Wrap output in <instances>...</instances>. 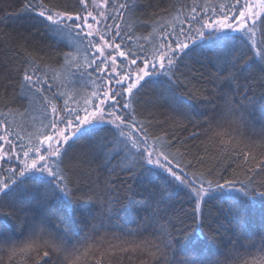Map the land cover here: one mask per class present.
<instances>
[{"label": "trees", "instance_id": "obj_1", "mask_svg": "<svg viewBox=\"0 0 264 264\" xmlns=\"http://www.w3.org/2000/svg\"><path fill=\"white\" fill-rule=\"evenodd\" d=\"M115 1L127 2L129 8L119 9L122 15L119 14L117 22L121 32L117 42L122 41V50L129 53L127 58L119 59L124 65L119 66L120 74L124 73L126 59L137 62L153 59L157 51H162L161 44L176 40L181 28L185 35L191 32L195 37L194 28L199 27L203 18L213 15V8L219 15L221 5L230 7L234 3V0ZM27 2L0 0V121H6L3 130L7 128L12 133L8 138L20 158H23L21 145L27 147L29 142L36 145L45 133L52 131L45 127L53 115L41 94L20 88L23 70L30 61L38 66L37 74L46 73L45 78L52 85L50 89L42 85L43 95L57 106L65 107L67 100V108L76 109L79 114L85 107H91L85 104L86 100L98 102L92 93L106 82L94 71L95 64L88 66L94 51L87 40L81 42L75 32L57 36L46 21L25 7ZM30 2L36 4L37 0ZM42 3L57 11L83 10L79 0H42ZM193 7L195 13L191 11ZM193 15L195 21L190 19ZM261 33L264 25L258 21V40ZM218 35L226 38L216 43L198 39L189 44L195 48L194 54L177 53L171 81L161 74L142 82L144 87L133 99L136 121L147 127L153 139L161 138L170 157H175L174 164L178 162L197 185L200 181L223 184L229 180L240 188L243 181L250 190L264 191L261 74L247 66L252 51L241 33ZM179 39L184 41L185 36L180 35ZM238 56H243L245 62L237 65L240 70L235 83L219 82L217 60L231 61ZM223 75L226 73L222 72ZM185 78L191 85L178 82ZM193 87L202 88V92L194 93ZM253 95L254 105L248 102ZM124 98L127 99V94ZM134 123L136 128L140 127V123ZM85 130L87 135L72 137L62 149L60 166L78 195L96 198L75 214L53 213L47 210L46 185L27 176L21 178L24 183L13 186L15 191L8 196L0 194V211L13 212L0 216V229L4 230L0 236V264H177L183 252L179 246L175 254L162 248L161 228L174 231V227L181 226L178 218L191 223L186 215L193 206L189 189L161 175L149 186L160 199L158 211L140 208L131 212L118 207L109 217L105 202L110 195L122 198L126 184H132L138 191L143 188L121 169L123 152L105 158L106 151L112 148L113 125H94ZM132 134L140 137L134 130ZM152 142L150 139L149 143ZM4 169H0V180L9 175ZM259 206L257 203L256 207ZM52 207L59 209V202L52 201ZM226 207L221 200H209L207 205L214 213ZM156 246H161V250ZM210 249V258L220 264H253L264 255V224L259 213L253 214L248 224L220 233L210 242ZM45 251L49 253L47 257L43 255Z\"/></svg>", "mask_w": 264, "mask_h": 264}, {"label": "snow or ice", "instance_id": "obj_2", "mask_svg": "<svg viewBox=\"0 0 264 264\" xmlns=\"http://www.w3.org/2000/svg\"><path fill=\"white\" fill-rule=\"evenodd\" d=\"M79 3L84 6L86 14L57 11L43 5L42 0H37L36 4L29 0L25 7L46 21L50 31L57 36L75 32L76 37L81 42L87 40L88 47L95 49V52L92 53L94 58L88 61V66L92 67L93 64H96L94 71L103 73L107 77L109 85L114 83L115 86L98 85V90L92 93L98 103H93L91 99L86 100L85 104L90 105L92 110L89 111V108L85 107L83 117L76 109L67 108V100H65V114H61L56 105L43 95L42 85H48L49 89L52 87L45 78L46 73L36 75L39 68L30 61L23 70L20 88L41 94L46 105L51 108L53 119L45 127L50 128L52 132L51 134L45 133L43 139L39 140L36 145L29 142L27 147L20 146L24 158L20 159L19 154H16L19 166H10L4 169L9 175L0 180V194L8 196L15 191L13 186L19 187V184L24 183L21 178L27 176L46 185L45 201L48 204V211L53 213L62 211L65 214H75L82 211L84 205L96 197L78 195L72 187L70 177L60 166L63 155L62 149L69 145L72 137L78 134L80 136L87 135L86 128L94 124H111L115 131L112 148L106 151L105 158L110 159L112 154L123 152L121 169L126 171L129 178L134 182L138 181L143 190L138 191L133 188L132 184H126L123 188L122 198L119 195L108 197L105 202L106 214L109 217L113 216L118 207H126L131 212L144 208L145 211L150 209L155 213L158 211L160 199L154 190H149V186L152 185L154 179L160 178L161 175L165 179L170 178L171 182L189 189L193 206L190 214H186L191 220L190 224L184 219L178 218V223L181 226L174 227V231L161 228L162 248L175 254L179 246L183 256L177 261V264H220V261L210 258V242L216 240L220 233L228 229L240 228L241 225L248 224L252 215L257 212L261 223L264 224V191L250 190L243 181L240 188H235L234 182L229 180H225L223 184L212 180L200 181L199 186H196L197 181L190 179V174L184 173L178 162L174 164L175 157H170L161 138L153 139L147 127L136 121L133 99L144 87V83L148 82L146 81L147 77L162 74L167 76L170 81L172 80L175 75L173 68L178 59L177 53H183L184 56L195 53V48H190L189 44L185 42L186 40L192 39L195 42L198 37L216 43L226 38L218 35L225 30L240 32L248 41L252 55L248 57L251 63H248L247 66L250 71L258 70L260 72L259 84L264 89V33H261L259 40L257 39V22L259 21L260 24L264 25V0H243V3L241 0H234L230 7L221 5L219 15L213 8V15L211 17L206 16L199 22V27L194 28L195 37L191 35V32L185 35V30L181 28L175 41L160 45V48H166V51H157L152 60H144L143 66L137 65L136 59L129 60V64L137 65V67L134 73L129 71L123 75L118 70V57L127 58L129 53L121 50L122 41L117 42L121 37L119 25H107L104 28H98L89 22V18H91L95 24L99 25L107 19L102 9L109 4V0H102V2L92 0L94 9L98 10L97 15H94L93 11H87V0H79ZM118 7L129 10L127 2L120 3ZM191 11L195 13L196 8L193 7ZM230 13L232 14L230 15ZM118 14L122 15V13ZM98 17L103 18V20L98 19ZM190 19L195 21L196 16L193 15ZM113 27L116 28L114 34L112 33ZM192 27L190 25V28ZM180 35L185 36L184 41L179 39ZM97 38L99 42H97ZM197 47L199 46L197 45ZM108 49H112V51H107ZM97 60H99V64L96 63ZM241 62H245L243 56L223 62L218 59L217 80L230 84L235 83L236 74L240 70L237 65ZM120 65L124 66L122 60ZM222 72L226 75L221 76ZM55 78L54 75L53 79ZM178 82L191 85V81L187 78L185 81ZM193 91L194 93L202 92V88L193 87ZM125 94H127V99L124 98ZM261 96L264 97V92L261 93ZM248 102L254 105L256 96L248 97ZM228 103L231 104L230 98ZM261 106L264 108V104ZM125 109L128 111L123 112ZM134 122L140 123V127L136 128ZM5 123L6 121H0V126ZM60 125H64V127ZM126 129L129 130L126 131ZM133 130L140 133L139 138L133 136ZM4 132V135H0V141H5L10 147L7 151L0 147V169L12 159L16 151L15 145L8 139L12 133L7 128L4 129ZM150 139L153 141L151 144L149 143ZM177 168L180 169L179 172L176 170ZM37 173L39 175H35ZM205 183L207 187H205ZM213 184H215L214 188ZM226 188L228 191H222ZM216 192H219L220 195H214ZM234 192L240 193V195H234ZM209 200H221L227 204V207L218 209L214 213L210 208H207ZM52 201L59 202V209L52 207ZM257 203L260 205L259 208L256 207ZM10 215H13V212L0 211V216ZM3 232L4 230L0 229V236H3ZM4 239L6 240L7 237ZM156 247L158 251L161 250V246ZM206 249L208 251H205ZM43 255L47 257L49 253L45 251ZM253 264H264V255L253 261Z\"/></svg>", "mask_w": 264, "mask_h": 264}, {"label": "rangeland", "instance_id": "obj_3", "mask_svg": "<svg viewBox=\"0 0 264 264\" xmlns=\"http://www.w3.org/2000/svg\"><path fill=\"white\" fill-rule=\"evenodd\" d=\"M100 2H102V0H100ZM242 3H243V0H242ZM87 11H93V14L94 15H97V11L98 10H96V9H94V7H93V4H92V0H87ZM119 6V4L115 1V0H113L112 2H110L108 5H106L102 10L105 12V15H106V17H107V19L106 20H103V18H100V17H98V19H102L103 20V22L101 23V24H99V25H97V24H95L92 20H91V18H89V22L90 23H93L94 24V27H98V28H104V27H106L107 25H117V22H118V18L120 17L119 16V14L118 13H120V10H119V8H117ZM82 15L83 14H86V12L84 11V6H83V10H82V13H81ZM203 19H205V18H203ZM249 23H251V22H249ZM115 31H116V28L115 27H113L112 28V33L114 34L115 33ZM229 32H232V31H230V30H225L224 32H222V33H229ZM237 33H240V32H237ZM220 34V33H219ZM193 36V35H192ZM194 37V36H193ZM198 39H200V38H196L195 39V41L196 40H198ZM257 39H258V36H257ZM168 41H171V39L169 38V40ZM97 42H99L98 41V38H97ZM189 43L188 44H190L191 42H193V40L192 39H189V41H188ZM93 49V51L95 52V49L94 48H92ZM121 50H122V48H121ZM167 49L166 48H164V49H162V51H166ZM107 51H112V49H108ZM123 51V50H122ZM113 54H116V53H114L113 52ZM97 55H98V53H97ZM119 59H121V58H119L118 57V70H120V68H119V66H120V62H119ZM148 60H152V59H148ZM126 61V64H125V68H124V73H126V72H129V71H132L133 73L135 72V69H136V67H137V65H139V66H143V62L144 61H142V62H137V65H131V64H129L128 63V61H129V59L127 60H125ZM97 64H99V60H97V62H96ZM95 66H96V64H95ZM103 67V66H102ZM99 73V72H98ZM123 73V74H124ZM123 74H121V75H123ZM36 75H41V74H36ZM99 75L101 76H103V78H104V80L106 81L105 82V85L106 86H115L114 85V83L112 84V85H109V82H108V80H107V77L103 74V73H99ZM34 79H35V75H34ZM96 103H98V102H96ZM56 105V104H55ZM56 107H57V109L61 112V114H65L64 113V110H65V107L62 105V106H57L56 105ZM49 109L51 110V108L49 107ZM92 110V108L91 107H89V111H91ZM84 111H82L81 113H80V115H81V117H83L84 116ZM104 124H106V123H104ZM94 125H100V124H94ZM94 125H92V126H94ZM61 127H64V125H60ZM52 132V131H51ZM5 134V132H4V130H3V127L2 126H0V135H4ZM69 134H71V132H69ZM9 139V138H8ZM0 147H2L5 151H7L8 149H9V145L5 142V141H0ZM44 147H46V145H44ZM24 158V157H23ZM23 158H20V159H23ZM18 167L19 166V161L16 159V154H14L13 155V157H12V159L7 163V164H4L3 165V167L5 168V169H7L8 167ZM178 172L180 171V169L179 168H177L176 169ZM196 186H199V185H197L196 184Z\"/></svg>", "mask_w": 264, "mask_h": 264}, {"label": "bare ground", "instance_id": "obj_4", "mask_svg": "<svg viewBox=\"0 0 264 264\" xmlns=\"http://www.w3.org/2000/svg\"><path fill=\"white\" fill-rule=\"evenodd\" d=\"M227 189V188H226Z\"/></svg>", "mask_w": 264, "mask_h": 264}]
</instances>
